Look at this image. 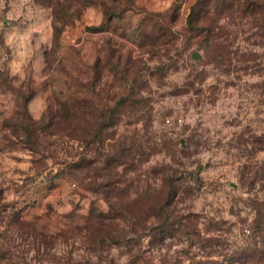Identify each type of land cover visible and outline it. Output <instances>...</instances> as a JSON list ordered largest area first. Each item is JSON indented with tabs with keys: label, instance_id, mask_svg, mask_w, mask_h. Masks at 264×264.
<instances>
[{
	"label": "rangeland",
	"instance_id": "374dc122",
	"mask_svg": "<svg viewBox=\"0 0 264 264\" xmlns=\"http://www.w3.org/2000/svg\"><path fill=\"white\" fill-rule=\"evenodd\" d=\"M256 1L0 0V264H264Z\"/></svg>",
	"mask_w": 264,
	"mask_h": 264
},
{
	"label": "trees",
	"instance_id": "16d2710c",
	"mask_svg": "<svg viewBox=\"0 0 264 264\" xmlns=\"http://www.w3.org/2000/svg\"><path fill=\"white\" fill-rule=\"evenodd\" d=\"M256 0H240L241 6H244V13L251 11L254 14H259L263 11V6L261 5V3H258V7L252 8L253 6V2ZM244 3V4H243ZM262 10V11H261ZM65 111L63 112V117L66 118V121H74L77 117H76V112L74 110H72L70 108L69 103H67V105H65ZM70 123V122H69ZM168 199L164 200V203L162 205L161 208L164 209V207L167 205ZM102 215V214H100ZM105 216V215H103ZM107 217V216H106ZM110 218V217H108ZM251 243H248L247 247H244L243 249V253L241 255H243L246 259L252 257V256H258L260 258H264V202H261L258 205L257 208V215L256 218L253 222L252 228H251ZM240 255V256H241ZM239 255L237 256V258L240 257ZM236 258V256L234 257ZM236 258V259H237Z\"/></svg>",
	"mask_w": 264,
	"mask_h": 264
}]
</instances>
